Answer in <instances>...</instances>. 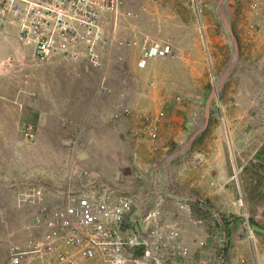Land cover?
Here are the masks:
<instances>
[{
    "label": "rangeland",
    "instance_id": "obj_1",
    "mask_svg": "<svg viewBox=\"0 0 264 264\" xmlns=\"http://www.w3.org/2000/svg\"><path fill=\"white\" fill-rule=\"evenodd\" d=\"M121 1L124 14L126 0ZM157 5L148 9L147 18L170 20L178 12L199 39L201 94L179 89L175 79L162 82L140 70L136 47L112 45L105 66L94 72L79 62L64 71L62 59L41 61L32 46L31 54L30 48L18 45V76L13 74L6 85L10 104L5 112L0 105L7 116L0 130L8 136L0 139L8 146L18 143V168L38 157L44 161L47 153L35 146L68 148V153L53 155L75 160L85 179L103 163L98 172L110 182L97 185L147 195L140 209L146 203L147 208L157 206L160 197L167 219L177 221L182 230L190 264H264V0H188L176 13ZM111 21L106 17L103 22L108 32H114ZM114 36L113 42L129 37L121 26ZM195 96L200 99L195 101ZM80 97L85 98L81 105ZM50 98L60 102L55 115L47 105ZM142 99L147 101L143 106ZM179 108L188 110L189 117H181ZM15 112L17 120L12 119ZM94 112L99 113L96 118ZM149 124L156 129L155 140L145 129ZM86 181L81 189L94 185ZM17 193L7 202V240L23 250L35 233V208L19 203ZM6 249L2 264L9 257Z\"/></svg>",
    "mask_w": 264,
    "mask_h": 264
},
{
    "label": "built area",
    "instance_id": "obj_2",
    "mask_svg": "<svg viewBox=\"0 0 264 264\" xmlns=\"http://www.w3.org/2000/svg\"><path fill=\"white\" fill-rule=\"evenodd\" d=\"M121 0H0V28H18L17 38L34 49L43 61L54 54L82 47L81 57L93 63V46L99 40L98 23L104 12L115 13ZM169 44H145L138 66L148 59L171 56ZM163 114H160L162 116ZM147 124V121H146ZM151 140L155 127L146 125ZM32 137V133H28ZM152 194V193H151ZM21 202L34 206L35 229L24 249L12 247L3 264L47 261L49 264H190V252L182 241L178 222L157 206L143 204L147 195L94 184L63 195L62 202L48 206L42 194H19Z\"/></svg>",
    "mask_w": 264,
    "mask_h": 264
},
{
    "label": "crops",
    "instance_id": "obj_3",
    "mask_svg": "<svg viewBox=\"0 0 264 264\" xmlns=\"http://www.w3.org/2000/svg\"><path fill=\"white\" fill-rule=\"evenodd\" d=\"M158 2H160L159 6L162 4V6H165L163 7L164 9L174 10L175 13L177 8L183 9L184 5H188V0H126L127 12L124 10V14L121 12V6L115 13L111 14L104 12L102 14L97 28L99 40L93 46V63L89 62L87 58L80 56L83 45H80L77 49H68L67 55L54 54L52 56L58 58V61L61 59L63 60L64 64L62 67L64 71H72L71 64L79 62L83 63L88 71L99 72L105 66L104 56L106 57L107 52L112 45L117 48L120 45L122 46L121 49H124L125 47H136L139 52L138 56L140 57L141 49L145 44H158L160 46L163 44H169L173 52L171 56L148 59L142 67L138 66V57L135 65L137 64V67L140 70H145L144 72L151 74L152 78L155 80H161L163 82L167 81V78L173 80L175 79L178 83L176 87L179 89H193L197 90L198 94H201L203 92L204 85L202 83L201 48L199 39L193 35L191 29L188 27L187 21H184L185 19L178 14V12L174 15V17L170 18V20L169 18H164L165 20H161L160 18H147L148 14H150L148 9L156 6L158 7ZM106 17H109L112 20L111 22L113 23H111L110 27H112L114 32H108V28L104 25L103 22ZM117 24H119V27H117ZM145 25L148 28V31L146 27H143ZM157 25H162L164 28H162V26L157 27ZM166 25H170V28H167ZM173 25L177 27L173 29ZM120 26L124 29V34L129 37H127V40L125 41L113 42V37H115L114 34ZM17 34L18 28L14 24L7 23L0 28V105L3 106L2 110L4 112L6 110V105L10 104L7 101L10 97L6 93L7 82L10 81L13 74L16 77L18 76V71L14 70V67L18 66V45L30 48V45H24L19 42ZM136 36H138V38ZM133 38L137 40L135 41ZM167 39L169 41H166ZM30 49L32 54V48ZM16 87L18 88V85ZM15 93H17V91ZM17 94L14 95L15 98L17 97ZM195 99H200V97L195 96L194 100ZM83 100H85L84 97L78 98L79 105H81V101ZM128 100L129 99L125 97L124 101L127 105H130ZM68 102L69 103L66 104V100H64L63 104L71 105L69 100ZM161 102L162 101L156 105V108L162 104ZM57 103L60 104V102ZM57 103H55L54 98H50L47 101V105L50 106L49 110L52 111V114L54 115L58 111V108H55V106H58ZM146 103L147 101L142 99L140 105L143 106ZM14 104H18V98L15 100ZM179 109L181 110V113L179 114L181 117H183L184 114L186 117H189V114H187L188 110L183 111V108ZM64 111H68L67 106ZM113 111L111 113H113ZM115 112L116 110L114 113ZM96 114L99 113L94 112V118L97 117ZM47 115H49V112ZM114 117L115 116L113 115V118ZM6 119L7 116L0 111V122ZM12 119H18L17 112L14 113V117H12ZM97 120H99V118H97ZM6 136H8V133L5 131L1 132L0 130V137ZM35 147H37V151L47 153V157L44 158V161L40 159L41 157H38L37 160L34 159L32 162L26 165L23 164L20 168H18V160L16 159V154H18V143L9 144L8 146L5 141L0 139V154H4L3 161L1 162L0 160V255H4L6 253V248H8V252L10 254L12 247L15 246L13 242H9L7 240L8 226L6 223L7 202L14 190L18 191L17 199L22 205H25V202H21L18 195L21 193L30 194L28 191L32 189V194L36 191L41 192L44 204L47 205V201H49L53 206H56L62 202L63 195L70 192L72 186H77L73 188L74 192L82 190L81 187L85 183L87 184L86 180L94 184L109 181V178H106L102 174L101 170L98 172V167L102 168L103 163L98 166L96 165L94 168L96 173H90V177L88 178L86 176L85 179L84 177H80V175H82L80 172L76 171L75 168L77 166L73 165V163L77 164L75 160H71V164L68 161V157L64 156L63 158H60L53 155L55 153H68V148L65 150L58 147L60 150L58 151V148H51L48 146ZM92 147H95V145ZM129 149L131 150V148ZM94 151L97 152L98 150L95 149ZM111 179L112 177L110 180ZM16 186H18V189ZM118 190L129 192V189L127 188H121ZM34 263L49 264L47 261L39 262L37 260H35ZM0 264H2V262Z\"/></svg>",
    "mask_w": 264,
    "mask_h": 264
},
{
    "label": "water",
    "instance_id": "obj_4",
    "mask_svg": "<svg viewBox=\"0 0 264 264\" xmlns=\"http://www.w3.org/2000/svg\"><path fill=\"white\" fill-rule=\"evenodd\" d=\"M226 28L228 29L227 25H226ZM228 31H229V29H228ZM213 97H214V93L212 92L209 94V97H208L207 102H206V107H205V118H206V120L208 119V107L210 106V102L213 99Z\"/></svg>",
    "mask_w": 264,
    "mask_h": 264
},
{
    "label": "trees",
    "instance_id": "obj_5",
    "mask_svg": "<svg viewBox=\"0 0 264 264\" xmlns=\"http://www.w3.org/2000/svg\"><path fill=\"white\" fill-rule=\"evenodd\" d=\"M252 228H253L252 230H255V231H257V229L254 227V225H253V224H252Z\"/></svg>",
    "mask_w": 264,
    "mask_h": 264
}]
</instances>
